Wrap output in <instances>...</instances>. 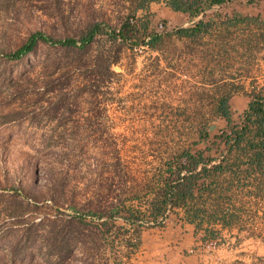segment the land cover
<instances>
[{"label": "rangeland", "instance_id": "374dc122", "mask_svg": "<svg viewBox=\"0 0 264 264\" xmlns=\"http://www.w3.org/2000/svg\"><path fill=\"white\" fill-rule=\"evenodd\" d=\"M133 1L0 0V264H155L162 228L145 230L132 255V233L103 225L112 205L130 200L168 152L196 138L214 96L233 95L237 125L249 94L264 91L262 32L222 25L264 20V0L209 11L215 29L198 42L166 37L160 52L128 43L113 53L106 34ZM150 10L149 34L191 26L164 2ZM137 19L147 18L140 11ZM96 23L104 32L87 49L40 42L22 59L6 57L37 32L80 41ZM106 59L116 61L110 70ZM225 126L209 124L212 134ZM260 208L246 214L240 237L219 238L228 262L264 264V242L248 231L264 228V201Z\"/></svg>", "mask_w": 264, "mask_h": 264}, {"label": "trees", "instance_id": "16d2710c", "mask_svg": "<svg viewBox=\"0 0 264 264\" xmlns=\"http://www.w3.org/2000/svg\"><path fill=\"white\" fill-rule=\"evenodd\" d=\"M234 1L236 0H134L131 3V14L125 18L120 28H111L107 32V41L113 53L128 43L160 52L166 37L198 42L211 36L215 29V22L206 19L207 13ZM244 1L254 4L258 0ZM160 2H164L175 13L187 15L191 26L179 28L172 33L149 34L150 5ZM140 11L145 13V21L137 19ZM222 25L254 27L262 32L260 36L264 42V20L260 17L226 20ZM103 32L104 25L99 23L90 26L80 41L72 38L55 39L37 32L21 48L6 57L12 60L22 59L33 52L40 42L87 49ZM104 62L110 70L116 61L106 59ZM232 97L231 93L214 96L213 107L208 113L211 119H207V123L196 129V138H191L194 140L189 144L168 152L154 168L153 175L146 180L144 186L132 191L133 197L130 200L112 205L103 225L108 232L116 228L132 233L126 241L130 254L141 251L145 230L163 228L170 221L173 225H178L180 220L177 218V210L183 211L184 221L194 226L195 233L203 232L212 240L221 238L224 230L237 228L240 233L244 232L246 214L255 209V216L262 210L264 91L254 90L249 94L251 101L237 125L231 108ZM214 119L223 120L226 126L212 134L209 124ZM119 218L131 230L117 226L115 221ZM248 231L250 237L264 242V228L253 226Z\"/></svg>", "mask_w": 264, "mask_h": 264}, {"label": "crops", "instance_id": "0c3cea01", "mask_svg": "<svg viewBox=\"0 0 264 264\" xmlns=\"http://www.w3.org/2000/svg\"><path fill=\"white\" fill-rule=\"evenodd\" d=\"M183 215V211L177 210V218L180 220L178 225L175 226L170 221L161 229L163 237H167V240L163 241L164 250L151 262L155 264H235L232 262L233 259L229 262L224 259L225 256L227 257V251L220 247L219 239L212 240L203 232L195 233L194 226L186 223ZM227 235L240 237L241 233L234 228L224 230L221 236Z\"/></svg>", "mask_w": 264, "mask_h": 264}]
</instances>
